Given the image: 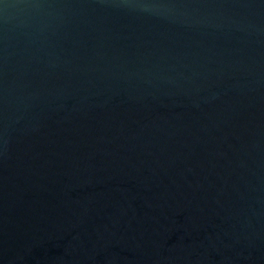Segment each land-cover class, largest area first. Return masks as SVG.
Returning <instances> with one entry per match:
<instances>
[{"label":"water","instance_id":"water-1","mask_svg":"<svg viewBox=\"0 0 264 264\" xmlns=\"http://www.w3.org/2000/svg\"><path fill=\"white\" fill-rule=\"evenodd\" d=\"M0 264H264V0H0Z\"/></svg>","mask_w":264,"mask_h":264}]
</instances>
